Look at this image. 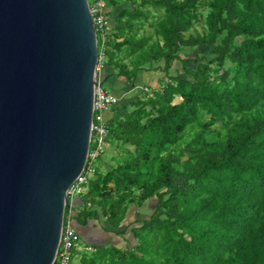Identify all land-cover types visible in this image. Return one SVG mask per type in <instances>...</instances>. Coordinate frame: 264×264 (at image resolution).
<instances>
[{
  "label": "trees",
  "instance_id": "16d2710c",
  "mask_svg": "<svg viewBox=\"0 0 264 264\" xmlns=\"http://www.w3.org/2000/svg\"><path fill=\"white\" fill-rule=\"evenodd\" d=\"M115 1L98 81L129 89L111 93L118 154L64 219L117 228L131 204L151 212L81 264H264V0ZM144 71L155 82L139 88Z\"/></svg>",
  "mask_w": 264,
  "mask_h": 264
},
{
  "label": "water",
  "instance_id": "95a60500",
  "mask_svg": "<svg viewBox=\"0 0 264 264\" xmlns=\"http://www.w3.org/2000/svg\"><path fill=\"white\" fill-rule=\"evenodd\" d=\"M87 0H0V264H54L98 84Z\"/></svg>",
  "mask_w": 264,
  "mask_h": 264
},
{
  "label": "built area",
  "instance_id": "2783aa9c",
  "mask_svg": "<svg viewBox=\"0 0 264 264\" xmlns=\"http://www.w3.org/2000/svg\"><path fill=\"white\" fill-rule=\"evenodd\" d=\"M88 8L91 15L92 23L97 36L98 44V58L96 63V72L98 80V72L104 66L105 58V42L107 39V31H109V20L106 15V1L105 0H87ZM118 98L111 93H108L98 84L94 88V102H93V121L91 124V139L90 147L87 153L85 165L80 174L71 182L67 188L66 195L71 206V201L76 195L85 192V184L88 178L95 171L94 161L98 159L104 151L106 139L108 136V127L105 123L104 113L110 110L111 106L117 104ZM89 160V161H88ZM70 215V214H68ZM67 215V216H68ZM66 216V218H67ZM80 235L78 231L67 222L63 224L61 234L56 250V258L54 264H74V250L79 246Z\"/></svg>",
  "mask_w": 264,
  "mask_h": 264
},
{
  "label": "crops",
  "instance_id": "0c3cea01",
  "mask_svg": "<svg viewBox=\"0 0 264 264\" xmlns=\"http://www.w3.org/2000/svg\"><path fill=\"white\" fill-rule=\"evenodd\" d=\"M109 1L110 0H106V3H107L106 12H107V16H108V13H109V16L111 15V17L109 18V27L112 31L111 32V34H112L113 33V27L115 24L114 18L119 14L121 9L124 7L125 3L115 1V4H112ZM145 72L146 71L139 73V75H138V83H139L138 87L139 88L142 86L143 83H146V82L147 83H154L155 82V78L150 73H147V72L145 73ZM105 79H106V77H105ZM125 83L126 82L123 79H121L117 75H113L110 78H108V80H106L105 86L111 93L121 97V96H124L125 93H127L129 91V89L125 88ZM139 88H136V89L139 90ZM108 111H110V113H109L107 120H105L106 125L108 124V122L112 116V113H113L111 109ZM117 114L120 115L121 111L119 110L117 112ZM106 144L109 145V143H107V139H106ZM115 149H116V147H115ZM112 158L113 157H111L110 159H112ZM106 167H107V164H106L105 168ZM149 204H151V203L146 202L140 207H136L134 204H131L127 210L126 216L129 213L130 209H132V214L127 219L125 216L123 221L121 222V225L117 228L111 227L109 225V223L104 219H102L100 221L91 219V220L87 221V224L84 227H79L76 224L75 220L72 218L71 214L68 215L66 218L67 222H69L77 231H79L78 233L80 235V239L82 238V240L85 242V244H83V245L79 244L77 249L82 248L85 252H91L94 249L93 245H98V246H110V245H112V246L124 248L126 246V244L129 243L130 239H128V238L131 237V233L127 232L124 235H122V234L120 235V234H118V232L124 231L127 228V225H129V223H131V222H134L136 220L145 219V217H147V215L151 212V208H150ZM134 209H139L140 213H138L139 211L134 210ZM143 209H146L147 211H149V213L145 214ZM78 228H80V229L78 230ZM76 250H74L75 253H76Z\"/></svg>",
  "mask_w": 264,
  "mask_h": 264
},
{
  "label": "rangeland",
  "instance_id": "374dc122",
  "mask_svg": "<svg viewBox=\"0 0 264 264\" xmlns=\"http://www.w3.org/2000/svg\"><path fill=\"white\" fill-rule=\"evenodd\" d=\"M106 9H107V7H106ZM111 32H112L111 29L109 31H107V36L108 37L110 36ZM146 66L148 67L149 64H147ZM105 72H106L105 70L101 71V75H100V79L101 80L104 79V77L106 76ZM109 113H110V111H106L104 113L105 120H107V118L109 116ZM107 143H109V145L105 144L103 153L101 154V156L98 159H96L94 161L95 168L105 169V166H106L105 162L113 163L110 158L117 155L118 150L115 149L116 146L112 142L111 143L107 142ZM183 158H185V156ZM78 198H79V196L76 195L75 198L73 199V201H71L72 207H75V208L76 207H78V208L81 207L80 202H78ZM134 210H137V211H139L138 213H140L139 209H134ZM143 211L145 212V214L149 213V211H147L146 209H143ZM74 214H75V211H74ZM131 214H132V209L129 210V213L126 216V219L129 218V216ZM66 223H67V219H64V224H66ZM79 244L80 245L85 244V242L82 240V238L79 240ZM89 256H90L89 252H85L82 248H79V249L76 250V253L74 252L73 263L74 264H81L82 262H85V258H88Z\"/></svg>",
  "mask_w": 264,
  "mask_h": 264
},
{
  "label": "bare ground",
  "instance_id": "6f19581e",
  "mask_svg": "<svg viewBox=\"0 0 264 264\" xmlns=\"http://www.w3.org/2000/svg\"><path fill=\"white\" fill-rule=\"evenodd\" d=\"M119 102V101H118Z\"/></svg>",
  "mask_w": 264,
  "mask_h": 264
}]
</instances>
